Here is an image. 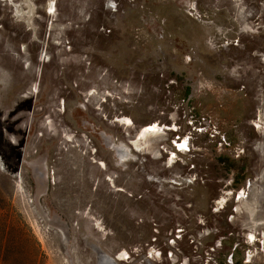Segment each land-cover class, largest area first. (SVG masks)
Here are the masks:
<instances>
[{
  "label": "rangeland",
  "instance_id": "1",
  "mask_svg": "<svg viewBox=\"0 0 264 264\" xmlns=\"http://www.w3.org/2000/svg\"><path fill=\"white\" fill-rule=\"evenodd\" d=\"M45 1L0 0V264H264V0Z\"/></svg>",
  "mask_w": 264,
  "mask_h": 264
},
{
  "label": "bare ground",
  "instance_id": "2",
  "mask_svg": "<svg viewBox=\"0 0 264 264\" xmlns=\"http://www.w3.org/2000/svg\"><path fill=\"white\" fill-rule=\"evenodd\" d=\"M47 1V0H46ZM45 1V2H46ZM28 8V7H27ZM26 8V9H27ZM55 8H56V5H55V2H54V0H49L47 3H46V13L47 14H49L50 16H54L55 15ZM25 9V10H26ZM31 9H33V8H31ZM28 10V9H27ZM32 12H34L33 10H32ZM28 14V13H27ZM117 121L118 122H121V123H123V124H125V125H130L131 123H132V120L129 118V117H126V116H122V117H117ZM159 127H160V125L159 124H157V123H152V124H148V125H146V126H143L142 128H141V130H140V132H138L137 133V135H136V137H138L139 136V133H140V136H139V138H143L146 134H155V133H157L158 131H159ZM258 128H259V125H258ZM156 135V134H155ZM186 145V142H183V143H181V144H178V146L180 147V149L181 148H183L184 146ZM258 222V221H257ZM256 222V223H257ZM261 223H263V222H261ZM264 224V223H263ZM260 225V224H259ZM250 240H253V237L252 236H250ZM126 256V253L124 252V253H121V254H119V256L117 257V259L119 260V259H124V258H126L125 257Z\"/></svg>",
  "mask_w": 264,
  "mask_h": 264
},
{
  "label": "trees",
  "instance_id": "3",
  "mask_svg": "<svg viewBox=\"0 0 264 264\" xmlns=\"http://www.w3.org/2000/svg\"><path fill=\"white\" fill-rule=\"evenodd\" d=\"M187 187V186H186Z\"/></svg>",
  "mask_w": 264,
  "mask_h": 264
}]
</instances>
